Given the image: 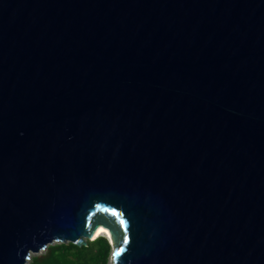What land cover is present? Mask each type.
Returning a JSON list of instances; mask_svg holds the SVG:
<instances>
[{
  "label": "water",
  "instance_id": "1",
  "mask_svg": "<svg viewBox=\"0 0 264 264\" xmlns=\"http://www.w3.org/2000/svg\"><path fill=\"white\" fill-rule=\"evenodd\" d=\"M99 230L264 264V0H0V264Z\"/></svg>",
  "mask_w": 264,
  "mask_h": 264
},
{
  "label": "trees",
  "instance_id": "2",
  "mask_svg": "<svg viewBox=\"0 0 264 264\" xmlns=\"http://www.w3.org/2000/svg\"><path fill=\"white\" fill-rule=\"evenodd\" d=\"M107 241L108 239L104 234L97 235L93 239H87V242H95L94 245L96 244V246L93 248H76L71 250L69 247H66L64 250L54 252L47 259L41 260L36 264H99V261L104 258L110 248L109 241ZM74 255L77 256L76 259Z\"/></svg>",
  "mask_w": 264,
  "mask_h": 264
},
{
  "label": "rangeland",
  "instance_id": "3",
  "mask_svg": "<svg viewBox=\"0 0 264 264\" xmlns=\"http://www.w3.org/2000/svg\"><path fill=\"white\" fill-rule=\"evenodd\" d=\"M95 242H86L85 244L78 245L69 239H65L64 241L62 239H52L48 241L45 244V246H43V248L41 247L38 250H30L25 264H36L37 262L41 260L47 259L54 252L64 250V248L66 247H69L71 250L76 249V248H93L94 246H96V244L94 245ZM67 255H70V254H67ZM70 256H73V255H70ZM76 257L77 256L74 255L75 259ZM111 263H112V258L110 255V248H109L104 258L101 261H99V264H111Z\"/></svg>",
  "mask_w": 264,
  "mask_h": 264
},
{
  "label": "bare ground",
  "instance_id": "4",
  "mask_svg": "<svg viewBox=\"0 0 264 264\" xmlns=\"http://www.w3.org/2000/svg\"><path fill=\"white\" fill-rule=\"evenodd\" d=\"M101 234H104L106 237L107 235L102 231V230H99V231H96L95 234L92 236V238H89L88 236H85V239H86V242H87V239H93L94 237H96L97 235H101ZM108 239V238H107Z\"/></svg>",
  "mask_w": 264,
  "mask_h": 264
},
{
  "label": "snow or ice",
  "instance_id": "5",
  "mask_svg": "<svg viewBox=\"0 0 264 264\" xmlns=\"http://www.w3.org/2000/svg\"><path fill=\"white\" fill-rule=\"evenodd\" d=\"M122 223H123V221H122ZM123 252H124V248L120 247V249L115 253V256L119 257Z\"/></svg>",
  "mask_w": 264,
  "mask_h": 264
},
{
  "label": "clouds",
  "instance_id": "6",
  "mask_svg": "<svg viewBox=\"0 0 264 264\" xmlns=\"http://www.w3.org/2000/svg\"><path fill=\"white\" fill-rule=\"evenodd\" d=\"M108 242V241H107Z\"/></svg>",
  "mask_w": 264,
  "mask_h": 264
}]
</instances>
